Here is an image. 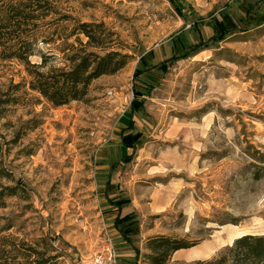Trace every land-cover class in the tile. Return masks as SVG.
<instances>
[{"label": "rangeland", "instance_id": "obj_1", "mask_svg": "<svg viewBox=\"0 0 264 264\" xmlns=\"http://www.w3.org/2000/svg\"><path fill=\"white\" fill-rule=\"evenodd\" d=\"M9 1L41 6L30 27L31 63L48 56L41 72L69 68L90 40L82 25L105 37L89 51L132 60L95 80L86 100L56 107L31 89L24 63L0 59V264H91L108 240L118 264H149L147 239L161 235L198 242L187 258L215 246L208 258L166 263L193 264L238 236L264 235V0H177L186 17L170 0ZM224 14L233 27L220 32L211 22ZM198 18L205 39L146 93L132 120L143 141L126 150L120 134L140 58L151 50L156 64L169 58L181 32L193 45ZM110 178L138 207L125 227L133 244L108 215Z\"/></svg>", "mask_w": 264, "mask_h": 264}, {"label": "trees", "instance_id": "obj_2", "mask_svg": "<svg viewBox=\"0 0 264 264\" xmlns=\"http://www.w3.org/2000/svg\"><path fill=\"white\" fill-rule=\"evenodd\" d=\"M41 1V0H39ZM180 15L183 14V6L177 0H170ZM37 7V8H32ZM38 5L22 7L21 4H13V1L0 0V59L18 60L27 66L28 72L33 77L30 83L31 89L39 92L44 98L54 106L60 107L69 105L75 101L87 99L90 87L93 82L102 76L115 75L124 69L132 60L129 54L106 51L100 55L87 49L88 46L104 47L105 37L95 38L88 30V25H82L81 30L89 42L85 44L76 54L68 58L71 63L68 69L53 68L48 72H41L48 63V56L43 57L41 65L32 64L30 58L34 56V45L31 40V29L34 22L39 20L40 15L36 14ZM32 8V10L30 9ZM205 18H198L192 24L191 32L195 35L194 44L185 42L183 32L170 38L171 56L159 64L154 63L155 50L142 55L139 65L133 76L134 98L127 111L133 117L144 109L146 93H150L162 81V76L167 73L172 62L186 58L192 52L198 51L202 41L205 39L203 28L207 26ZM217 31H225L229 26L233 27L232 21L227 15L222 19L214 17L211 22ZM81 45H84L81 42ZM120 143L126 150H136L141 145L144 135L140 130L135 129L133 121L121 131ZM0 142V153L2 152ZM133 154L123 157L124 163H130ZM117 168V163H113L112 170ZM3 172L0 170V175ZM256 178H259L256 175ZM110 184H108V187ZM7 196L16 195L15 188H9ZM110 203L123 210L130 205L128 199H110ZM134 216L132 214L121 217L118 215L115 221L116 228L122 233L127 242L133 244L129 235L133 232L131 228L125 229ZM198 242H187L186 240L170 236H154L147 239V248L151 254L147 256L149 264H166L172 259L175 252L182 249H190L197 246ZM136 257L140 256L139 249L135 248ZM193 264H264V235H244L237 238L231 246H227L219 252L213 259L206 261H196Z\"/></svg>", "mask_w": 264, "mask_h": 264}, {"label": "crops", "instance_id": "obj_3", "mask_svg": "<svg viewBox=\"0 0 264 264\" xmlns=\"http://www.w3.org/2000/svg\"><path fill=\"white\" fill-rule=\"evenodd\" d=\"M155 56V55H154ZM155 61V60H154ZM134 117V116H133ZM133 117H131L130 116V118L129 119H126L125 120V122H124V125L126 124H128L127 122H129V125H130V122L133 120ZM128 125V126H129ZM127 126V127H128ZM121 144V143H120ZM123 160V158L121 159V162H124V161H122ZM115 163H117L118 164V162H115ZM117 169V168H116ZM115 169V170H116ZM114 170V171H115ZM112 169L110 170V173H113L114 172ZM111 175V174H110ZM108 184H110V186L108 187ZM119 192H118V186H116L115 185V183L111 180V178H110V180H108L107 182H106V184H105V186H104V188L102 189V194H103V196H104V198L106 199V201L108 202V207H109V209L107 210V212H108V215L112 218V219H114V227H115V229L118 231V229L116 228V225H115V221H116V218L118 217V215H121V217H123V216H126V215H129V214H131L133 211H138V207L136 206V204H135V202H134V200H131V198H125V197H121V196H119V195H121V194H118ZM121 197V198H120ZM110 199H128V200H130V205L128 206V207H126V208H124L123 210H118V208L117 207H115L114 205H112L111 203H110ZM124 213H126V214H124ZM217 232H221V231H217ZM216 235H214L213 237H215ZM239 238L241 237V236H238ZM237 237V238H238ZM236 239V238H235ZM198 246H200V245H198ZM198 246H195V247H198ZM215 246L213 245L212 247H210V249L209 250H207L205 253H203L202 255H199L198 257H196V258H187V257H185L184 256V254H185V252L186 251H188V250H191V249H193V248H190V249H182V250H179V251H177V252H175L174 253V255L172 256V261H174V262H181V261H183V262H192V261H195V260H197V259H203V258H208V257H210L216 250H214L213 248H214ZM209 248V247H208Z\"/></svg>", "mask_w": 264, "mask_h": 264}, {"label": "built area", "instance_id": "obj_4", "mask_svg": "<svg viewBox=\"0 0 264 264\" xmlns=\"http://www.w3.org/2000/svg\"><path fill=\"white\" fill-rule=\"evenodd\" d=\"M91 264H118L117 252L111 240H108L104 252L94 256Z\"/></svg>", "mask_w": 264, "mask_h": 264}]
</instances>
